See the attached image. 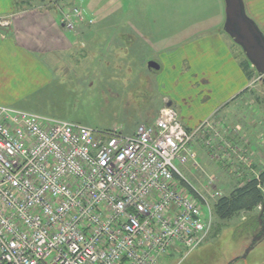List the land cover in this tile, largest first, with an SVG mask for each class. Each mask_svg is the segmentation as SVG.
Wrapping results in <instances>:
<instances>
[{
  "label": "rangeland",
  "instance_id": "374dc122",
  "mask_svg": "<svg viewBox=\"0 0 264 264\" xmlns=\"http://www.w3.org/2000/svg\"><path fill=\"white\" fill-rule=\"evenodd\" d=\"M73 3L39 0L43 8H64L76 18L75 24L78 20L106 31L98 41L99 54L84 64L83 78L76 58L72 67L77 72L72 70L62 86L55 82L40 92L28 111L14 103L2 105L100 133L133 136L138 126L152 124L173 101L180 119L198 129L193 144L198 166L187 158L175 164L182 181L209 202V234L193 252L166 255L162 264H264V202L229 221L219 220L215 211L219 199L264 171V77L248 60L249 88L242 97L211 112L204 110L214 103L204 92L218 89L217 75L210 80L208 71L214 62L221 68V60L211 54L216 49L211 42L218 36V47L225 51L230 40L224 31V0H83V7L74 5L83 8L81 18L74 15ZM129 36L136 39L134 53L127 44ZM238 48V56L245 58ZM150 62L161 65V71L149 69ZM257 155L255 164L252 158ZM216 191L219 198L212 197Z\"/></svg>",
  "mask_w": 264,
  "mask_h": 264
},
{
  "label": "built area",
  "instance_id": "2783aa9c",
  "mask_svg": "<svg viewBox=\"0 0 264 264\" xmlns=\"http://www.w3.org/2000/svg\"><path fill=\"white\" fill-rule=\"evenodd\" d=\"M197 130L171 107L124 136L0 105V264H162L199 248L209 202L175 164H197Z\"/></svg>",
  "mask_w": 264,
  "mask_h": 264
},
{
  "label": "crops",
  "instance_id": "0c3cea01",
  "mask_svg": "<svg viewBox=\"0 0 264 264\" xmlns=\"http://www.w3.org/2000/svg\"><path fill=\"white\" fill-rule=\"evenodd\" d=\"M244 3L248 16L250 14L264 32V0H244ZM75 4L83 7V0H74L72 5L73 9L80 10L83 15V8ZM63 14H67L64 8H43L39 6V0H0V105L14 103L28 111L40 92L55 82L62 86L63 82L69 80L75 69L72 66L76 58L80 59L78 73L83 78L84 64L99 54L101 43L98 41L106 31L99 27L83 26L78 20L74 29L68 30L61 24ZM127 39L134 53V46L137 45L135 37L129 36ZM218 39V36H214L211 42V47L212 44L216 45L211 54L221 60V68L214 62L211 71H208L210 80L213 75H217L218 89L214 86L213 90L204 92L206 99L214 100L213 107H205V112L237 101L249 88V80L244 71L248 67L246 57L238 56L239 50L236 47L239 46L231 38L225 51L221 49L222 46L218 47ZM110 44L119 45L114 41ZM199 46L200 49L208 50L205 43H199ZM87 48L89 51L83 52ZM174 65L172 68L176 70L178 66ZM170 105L173 107V101H170ZM181 121L187 128H192L184 118ZM258 158L260 155L252 158L255 164Z\"/></svg>",
  "mask_w": 264,
  "mask_h": 264
},
{
  "label": "water",
  "instance_id": "95a60500",
  "mask_svg": "<svg viewBox=\"0 0 264 264\" xmlns=\"http://www.w3.org/2000/svg\"><path fill=\"white\" fill-rule=\"evenodd\" d=\"M225 33L244 52L249 63L260 77H264V34L257 23L246 13L244 0H224ZM149 69L159 71L160 66L149 63Z\"/></svg>",
  "mask_w": 264,
  "mask_h": 264
},
{
  "label": "trees",
  "instance_id": "16d2710c",
  "mask_svg": "<svg viewBox=\"0 0 264 264\" xmlns=\"http://www.w3.org/2000/svg\"><path fill=\"white\" fill-rule=\"evenodd\" d=\"M244 71L247 74V67ZM181 182L184 187L197 196L196 192L186 182ZM263 187L264 171L257 178L235 189L230 196L218 200L215 207L218 219L229 221L242 212H253L264 202Z\"/></svg>",
  "mask_w": 264,
  "mask_h": 264
}]
</instances>
